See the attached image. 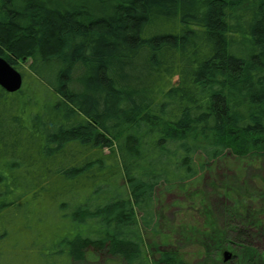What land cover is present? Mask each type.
Returning <instances> with one entry per match:
<instances>
[{
    "label": "trees",
    "instance_id": "trees-1",
    "mask_svg": "<svg viewBox=\"0 0 264 264\" xmlns=\"http://www.w3.org/2000/svg\"><path fill=\"white\" fill-rule=\"evenodd\" d=\"M0 56L24 76L0 87V242L20 214L41 236L11 253L52 238L66 264H264V203L234 200L223 228L202 192L264 162V0H0Z\"/></svg>",
    "mask_w": 264,
    "mask_h": 264
},
{
    "label": "rangeland",
    "instance_id": "rangeland-1",
    "mask_svg": "<svg viewBox=\"0 0 264 264\" xmlns=\"http://www.w3.org/2000/svg\"><path fill=\"white\" fill-rule=\"evenodd\" d=\"M21 64V70L27 71L30 65V59L27 58L25 61L21 62ZM246 168L247 169L243 171L238 169L232 171L225 170L219 172V174H207L205 176V185L204 188H202L204 191L202 192L209 203L208 212L218 220L219 225L223 228L228 224V209L231 207V210H234V206L236 205L234 200L239 199L240 202H244L250 209H252V207L257 209L264 203V199L262 198L264 195V162L257 165H249ZM233 195L236 198H233ZM255 198H258V200L254 201ZM183 200L185 199L174 193L163 198L160 211L164 220L166 219V221L171 223V220L178 221L183 219L184 211L181 209V206L185 204ZM43 222H45L44 226L46 227L43 234L48 237V225H46V221ZM12 225L15 226L13 227ZM12 225L9 236L5 238L4 241L0 242V264H22L19 258H22L24 252L30 255L31 264H66V258H62L61 261L59 260L57 262V258L51 255L53 253L51 246L53 247L57 239L52 240L51 238L50 241H44L42 243L43 246H35V244H33V246H29V248L19 247L21 251L11 253V250L7 249L5 244L15 246L16 241L20 240V234L26 238L37 236L38 238H35L36 240H39L41 237L35 231L29 232L31 231V225H26V218L23 214L18 215ZM32 225L34 228V222ZM19 228H21V231L16 234V230ZM253 242L254 248H256L262 256V262L264 263V230H257L255 241ZM183 250H185L184 246ZM189 250L190 249H188V251ZM41 257L45 260L43 261ZM33 259H37V261L34 262ZM89 260L88 264H114L112 258L106 254L100 259L96 257Z\"/></svg>",
    "mask_w": 264,
    "mask_h": 264
},
{
    "label": "water",
    "instance_id": "water-1",
    "mask_svg": "<svg viewBox=\"0 0 264 264\" xmlns=\"http://www.w3.org/2000/svg\"><path fill=\"white\" fill-rule=\"evenodd\" d=\"M23 84V73L4 57L0 56V87L8 93H14L19 91L23 87ZM231 258L232 252L226 250L224 252V261H228Z\"/></svg>",
    "mask_w": 264,
    "mask_h": 264
}]
</instances>
